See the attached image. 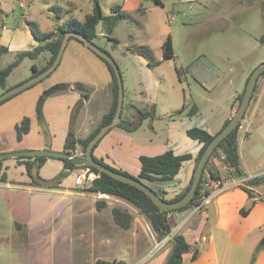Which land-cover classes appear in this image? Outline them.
Instances as JSON below:
<instances>
[{"label": "rangeland", "instance_id": "rangeland-1", "mask_svg": "<svg viewBox=\"0 0 264 264\" xmlns=\"http://www.w3.org/2000/svg\"><path fill=\"white\" fill-rule=\"evenodd\" d=\"M22 1L24 2V0H0V28L7 25L10 27L27 26L30 29L29 22H34L39 32L47 33L54 31L58 24H64L71 18L84 21L86 15L91 13L95 7L94 0H29L24 7L21 6ZM163 1L166 7L155 4L154 0H146L144 14H130L128 17L119 19L112 33L108 34L104 30V35H100L95 40L100 47L113 56L121 70L124 87L122 118L136 120L132 113L133 105L139 107L141 113L149 114L136 130L129 131L121 126H114L104 135L95 150L97 157L104 158L114 168L132 175H136V172L139 171V156L141 154H154L167 148L170 149L168 144L172 139L177 142V145H180L176 149L181 150V153L190 152V145L183 144L185 140L183 130L180 129L176 134L171 133L172 122L184 119L183 116L177 115L176 111L184 105L188 108L196 104L199 109L198 117L202 119L201 122L206 126L214 127V124L219 122L222 110H227L233 102L236 92L244 88L246 76H249L257 65L264 62V41L261 40V36L264 34V0H194L184 3H178L177 0ZM99 3L103 14L110 16L114 15L111 6L121 4L122 0H99ZM102 22L97 27L98 33L103 29ZM168 36L172 38L175 57L164 60L162 47ZM38 45H40L39 41ZM137 46L150 47L158 64L150 66L144 55L128 51L129 47ZM75 47L85 50L86 59L78 58L81 62H87L88 65H84V69H77L75 65L65 69L70 58L75 60L77 57L73 53ZM47 55L50 57L49 52L42 53L39 60L38 58H24L8 77V84L13 85L30 78L31 65L34 63L45 65L48 59ZM16 58L17 55L14 56V53H0V68H4ZM43 61L44 64H42ZM82 80H89L90 84H93L88 89L94 100L100 101L106 106L104 110L92 112L90 117L81 118L78 127L82 125V122H96L97 125L91 126V129L94 130L100 123L102 114L107 110L109 103L111 104L113 101L111 88L113 77L107 64L101 58L78 40L71 39L65 49L62 61L49 76L0 105V126L6 128L7 137L15 140L14 126L21 122L24 116H29L33 129L32 145L39 146L44 143L47 137H51L53 140L51 150L61 151L57 140L60 139L61 129L68 125L66 105L72 102L75 96L81 95V92L71 86L65 91L54 94V97L63 99L65 106L61 107L64 109L62 113L58 112L59 108H57V113L54 110L55 115L49 117L50 125L48 127L43 120L44 104L41 102V98L45 91L56 84L71 83L73 85L75 82H82ZM4 91L5 89L0 87V94ZM263 92L264 75L259 78L256 84L243 119L245 122L243 120L240 122L241 126L243 123V128L238 133L241 168L254 178L264 175ZM237 97L234 103L237 104L238 109L240 101ZM21 100H24L22 105ZM255 109H259L261 113L249 121L248 118ZM81 113L85 115L86 112L84 110ZM141 113L137 115L141 117ZM78 114L80 112L74 114L71 130L74 131L76 137H81L82 133H78V127H75ZM179 128L176 127L174 130L177 132ZM74 154L83 157L85 154L83 147L81 145L77 147ZM15 159L17 158H7L5 161L11 163ZM50 159L40 170V176L43 178H53L60 171L61 161L55 158ZM188 166V163L184 164L177 174L178 180L185 181ZM79 172L80 170L72 172L65 179L67 190L75 192L77 188H88L89 183H85L84 186L80 185V187L76 185L75 178ZM8 174L12 181L27 182L29 180L30 182L31 180L25 166L17 169L10 168ZM143 181L166 199H171L179 193L174 186H171L173 183L162 184L159 181L150 182L145 179ZM263 185L264 182L258 187H263ZM14 191L13 183L0 180V264H25L27 262L23 259V253L20 254L7 244L11 240L14 242L16 239L27 237L28 233L23 226H18L19 221L27 222L26 219L25 221L24 219L19 220L21 218L18 214L27 218L29 197L26 192ZM255 194L260 197L259 193ZM87 195L93 197L91 193H87ZM96 199L101 198L97 197ZM106 200L110 203L109 206H105L102 210L97 209L101 215L95 218V221L92 216H89L86 221L78 223H94L100 226L105 220L112 237L116 239L125 237L129 248H125L126 243L122 242L119 245L112 244L110 249H106L107 245L103 247L99 243L102 250L97 244V248L94 249L89 242L83 256L85 264H89L88 260H91L96 252L99 254L101 251L102 254L98 256L102 258L124 259L130 264L142 253L138 252L139 255L136 258L130 253L131 248L135 246L136 235H139L137 243L142 246L139 251L154 246L156 241H151L148 231L149 229L152 231L153 227L147 216L129 201L117 196L107 197ZM55 204L48 202L45 197H38L33 201L36 211L53 207ZM193 204L186 210H190ZM116 206L132 213L133 222L129 229H124L115 222L112 209ZM88 207L90 208L91 205ZM41 211L39 210L32 217L39 222L33 224V226L39 227L38 231L42 230L46 224H52L50 216L41 215ZM177 215V211L168 214L174 232L177 231L176 227L182 223L181 218L175 220ZM43 218L45 220H42ZM47 220L50 221L44 224ZM139 225H143V242L141 233L134 232ZM65 227L67 229L70 227L68 221L63 229ZM63 229H59L60 232L52 230L44 233L43 238L50 245V249L45 253L48 256L51 255L55 246H59L60 240L61 242L67 241V238L64 239V235H60ZM33 235L37 237L36 232ZM263 239L264 226L253 231L243 245L231 249L229 264H250L252 255L259 247L257 246L251 254L249 250L252 244H258ZM68 243L71 244H66L64 250L69 249L70 246L71 249L76 247L73 238ZM59 250L62 253L63 248ZM171 251L172 243H169L150 258L145 253L136 264H152L153 262L166 264ZM55 264L63 263L57 260ZM183 264H187V262H183Z\"/></svg>", "mask_w": 264, "mask_h": 264}, {"label": "crops", "instance_id": "crops-1", "mask_svg": "<svg viewBox=\"0 0 264 264\" xmlns=\"http://www.w3.org/2000/svg\"><path fill=\"white\" fill-rule=\"evenodd\" d=\"M27 1L29 0H24V2L22 1L21 6L24 7ZM145 1L146 0H122L121 4H115V5H120L121 6L120 10L123 12H127L129 15L130 14L134 15L137 13L144 14L146 12V7L144 6ZM154 1H155V4H161L162 6L166 7V4L164 3L163 0H159L160 2H157V0H154ZM177 1L178 3H184L187 1H194V0H177ZM48 5H51V4L48 3ZM115 5H112L111 9ZM122 18H125V17H122ZM102 28L103 29L99 33L97 31V34H98L97 38L100 35L101 36L104 35V30H105L104 25ZM70 41L71 40L68 41V44L70 43ZM37 45H38V40L34 37L31 30L27 26L10 27L7 25H3L0 28V53H7V54L14 53V56H16L17 51L31 50L37 47ZM3 48H6V49L2 50ZM129 48H128L129 52L136 54L132 52V50H130ZM84 51L85 50L81 49V47L80 48L75 47L73 50V53L77 55V57L75 58V60L73 58H70V60L66 63L65 69H69L73 67L74 65L76 66L77 69L79 68L84 69V65H86L87 62H84V61L81 62L78 58V57H82L86 59ZM64 53H63V56H64ZM48 56L49 55L46 56L48 58L47 61L50 58ZM63 56H62V59H63ZM40 57L41 55L38 57V60L40 59ZM162 57H163V47H162ZM34 64H36L38 67L44 66V65H39L37 63H34ZM42 64H44V61L42 62ZM8 77H7V87L20 83L18 82L16 84L10 85L8 84ZM247 78L248 76H246L244 82L247 80ZM82 83H84L87 87H90L93 85V84H90L89 80H82ZM245 83H244V88H245ZM111 88H112V82H111ZM244 88L241 91H237L236 94L233 96V102L231 103L230 107L227 110H224V111L222 110V113H220L219 122L214 124V127L206 126V124L201 122L202 119H199L198 113L194 116H187V112L190 109V107L187 108L186 105L182 107L183 111L181 113L179 114L176 113L179 116H183L184 119L181 118L180 121L172 122L171 133L176 134L178 133V131H180V129H182L184 132V139H185L183 141V144L190 145L191 147L189 150L190 152H184V153H192L193 155L192 159L184 162V164L186 163L189 164L188 168L186 169L187 178L185 179V181L182 182V179L178 180L177 179L178 175H177L175 178L176 179L175 183L171 185V186H174V188H176L179 191V193L180 191L182 192V190H184L190 183V180L193 176L195 164H196L195 157L198 155V153L200 152L203 146V143L199 142L198 140H194L190 138L187 135V130L194 126H198V127L206 129L212 135H215L224 126L226 120L230 119L234 115V113L237 111V104L234 103V101H235V98L239 94L242 93ZM54 94L48 95L43 102L44 104L43 105V120L45 121V124L47 125V127L50 125V123L48 122L49 117L54 116L55 111L57 113V108H59L58 112L62 113V111L64 110L63 108L65 106V104L63 103V99L54 97ZM263 98H264V94L262 95V99ZM80 100H82L83 105L80 110V114L76 116V124H75L76 128L79 126V122L81 118L85 119L86 116L90 117L92 112L94 113L96 111H101L102 109L103 110L106 109V106L102 104V102L94 100L90 92H89L88 98H85L80 94H78V96H75L74 100L66 105L67 114H68L67 115L68 125L66 126V128L61 129L60 139L57 140L61 151H67L66 150V138L71 131V127L73 126L72 121H73V117L75 116V115L73 116V110ZM23 102L24 100L20 101L21 105L23 104ZM111 104L109 103L107 110L102 114V118L104 114H106L109 111ZM88 108L90 111L88 110ZM132 108L134 109V111L132 110V113L136 117L135 122L138 123L140 120V117L138 115H140L141 110L139 107L135 105H133ZM84 110L86 112L85 115L81 113ZM198 112H199V109H198ZM260 113L261 112H259V109H255L253 113H251V116H249L248 118L249 121L256 118L258 115H260ZM90 120L92 121V119ZM243 122L245 121L243 120ZM94 125H97L96 122L95 123L94 122H90V123L82 122V125L78 127V130H79L78 133L80 132L82 133L81 137H76V136L75 137L76 138L87 137L93 131L91 129V126H94ZM176 127H180L179 130H177V132L174 130V128ZM242 128H243V123H242V126L239 128V130ZM5 130L6 128L4 126H0V152L16 151V150L51 149V146L53 143V140L51 139V137H47V138L45 137L46 140H44V143H42L39 146L32 145V140H33L32 121H31V129L29 133L25 134L21 141L17 140V138L14 140V139L7 137ZM73 134H74V131H73ZM247 134H249V132H247ZM169 145H170L169 148L172 149L176 154H179V153L182 154L181 150L176 149V147H180V145H177L176 141H173L172 139L171 142L168 144V146ZM79 146L80 145L78 144L77 147ZM98 146L95 148V150L98 148ZM95 150L93 154L95 157H97L95 155ZM166 150H168V148ZM166 150H163L159 153H162ZM159 153H154V154L145 153V154L155 155ZM99 159L104 160V158H99ZM50 160L51 159L48 158L45 164H47ZM105 162L109 164L107 161ZM22 166H25V165L20 164L19 160L17 159L12 161L11 163H7L4 160V170L7 173V182L13 183V188L15 190L14 192H26L29 197V204H28L29 212L27 214L28 215L27 218H25V216L23 217L21 214H18L19 218H21L19 220L24 219L25 221L26 219L27 221V222H23V221L18 222L19 223L18 226H21V227L23 226L26 232H28L27 237H22V239H16L14 240V242L11 240L7 243L8 246L12 247L15 251H18L20 254L23 253L24 255L23 259L27 261L25 262V264H55L57 260L63 264H85V260H84L85 257L83 256H84L85 249L87 248L89 242L90 244L93 245L94 249L97 248L96 247V244H97V246L102 250L99 243H101L103 247H105L104 245H107L106 249H110L112 244L119 245L122 242L126 243L125 248L126 247L129 248L127 246L128 243L126 242L125 237H120L117 239L112 237L111 233H109L110 231L109 226L108 224L105 223V220H103L100 226H97L94 223L93 224L78 223V222L86 221V219L89 218V216H92V218H94V221H95V218L101 215V212L98 211L96 208V202H97L96 198L99 197L101 199L106 200L107 197H110V195H107V194H98V193H94L90 191H79L78 189L80 188H77L75 192L67 190V187L65 185V179L72 172H77V170L79 169H75L71 171L70 174L61 183L60 188L50 189V188H43V187L35 186L31 183V180L30 182L29 180L27 182L10 180L9 174H8L9 169L10 168L17 169L18 167H22ZM63 167H64V164L61 161L59 164L60 171L57 174H59L63 170ZM218 168L221 171L222 177L229 176V174H227V171H228L227 168L222 163H218ZM140 170H141V162H140L139 171L136 172V175L139 174ZM242 170L245 172L246 176L250 175L244 169ZM90 185L91 184H89L88 187ZM77 186L80 187V185H77ZM251 188H253L252 193L254 195H256L255 193H259L260 197L256 195L255 204L253 205L251 211L246 216H243L240 213V210L241 208L249 206L253 198H250L249 195L240 187H233L225 191L224 193L219 195L217 198H215L204 210L193 215L187 221H185V218L188 216L189 210L177 211L178 215L175 218V220H177L178 218H181L183 222V223H180L181 226H180V230L178 231V233H182L186 237V239L192 244L193 248H198L200 250V255L195 260L192 259V252L186 253L184 255V263L187 262V264H229L231 249L236 246L243 245V243L246 241V238L249 237V235L253 231L261 229L262 226H264V185L263 187L255 186ZM87 193L93 194V197H89ZM38 197H45L48 202H51L52 204L54 203L56 204L53 207L37 209L36 211L33 206V201L35 200V198H38ZM109 204L110 203L107 201V206H109ZM89 205H91L90 208L88 207ZM39 210H42L40 212L41 215L43 216L49 215L50 216L49 219L52 221V224H48V225L46 223L50 220L45 221L44 224H46V226L40 231H38L39 229L38 226H33V224H37L39 222L37 221V219L32 218ZM42 220H45V219L43 218ZM67 221L70 227L68 229L66 227L65 229H63ZM107 221H110V220L107 219ZM59 229L61 230L63 229V232L60 235H64V239L67 238V241L63 240L61 242L60 240L59 246L58 247L55 246L53 248V251L51 253L52 256L51 255L48 256L45 253L48 249H50V245H49V242L45 240V238H43L45 235L44 233L50 232L52 230L59 231ZM100 229L101 231H99ZM19 231H20V228H19ZM148 231H149V236L152 242H155L159 239L157 233L154 231L153 228H152V231L150 229ZM34 232L37 233V237L33 235ZM134 232L136 234L141 233L140 236L143 242L144 240V237L142 234L143 225L137 226ZM138 236L139 235H136L135 237L136 243H135L134 248H131L130 253L132 254L134 258H136L137 255H139L141 252L142 253L137 257V259L134 262L130 264H136L137 262H139L141 260V257H143L145 253H148L152 247L151 246L148 249L145 248L139 251L142 246L137 243ZM71 238H73V242L75 243L76 247H74V249H71V246H70L69 249L64 250L66 244L68 245L71 244V243H68L69 240H71ZM253 245L254 244H252V247L249 250L251 254L253 253V250L257 248V246L262 245V248L257 254L255 264H264V243L259 242L258 244H255L254 246ZM60 248H63L62 253L59 250ZM101 254H102V251L99 252V254H97L96 252V254L92 257V259L88 260V262L90 261L89 264H94V262L97 259H106V258H102L101 256H98ZM106 260H110V259H106ZM113 260H124V259L114 258ZM113 260H110V261H113ZM124 261L126 262V264H128L126 260ZM152 264H155V262H153Z\"/></svg>", "mask_w": 264, "mask_h": 264}, {"label": "trees", "instance_id": "trees-1", "mask_svg": "<svg viewBox=\"0 0 264 264\" xmlns=\"http://www.w3.org/2000/svg\"><path fill=\"white\" fill-rule=\"evenodd\" d=\"M94 2H95V7L93 11L86 15L84 21H80L77 18H71L67 20L64 24H58L57 28L51 32L41 33L36 29V26H37L36 23L29 22L31 32L34 35V37L40 42V45H38L37 47L31 50L19 51L17 53V58L13 62L9 63L4 68H0V87L7 90L14 86L13 85V86L7 87V77L12 73V71L17 66H19L22 60L26 57H30L31 59H36L44 52L50 53V58L44 66L38 67L36 64L32 65L31 67L32 74L30 77L37 75L38 73L46 69L48 66H50L52 62L54 61L60 49L64 35L68 31H78L82 33L84 36H86L88 39L95 42L98 36L97 25L101 21H103L105 31L108 34H110L113 32L114 27L117 25V22L120 18L129 16L127 12H123L120 10L121 9L120 5H115L112 7L113 13H115L114 15L105 16L100 7L99 0H94ZM157 2H160V1L157 0ZM71 39H76L82 44H84L83 41H81L77 37L72 36L69 40ZM261 40L264 41V34L261 36ZM5 49L6 48H3L2 50H5ZM129 49L132 50V52L136 54L144 55L148 59L150 66H155L158 64V62L154 59V56H153V53L150 47L137 46V47H133ZM174 56H175V52H174L172 38L171 36H168V38L165 40L163 44V58L164 60H169V59L174 58ZM98 57L101 58L107 64L112 74L113 101H112L109 111L106 114H104L99 125L87 137L76 138L75 135L73 134V131L72 130L70 131L69 135L66 138V150L69 153L74 154V151L77 149L78 144L83 147V150L85 152L89 141L96 135V133L100 130L102 126L110 123L113 120L115 112H116L117 103H118V81H117V78H116V75H115V72L112 66L102 57L100 56ZM262 75H264V72L261 74V76ZM249 77L250 75L248 76L246 80L245 87L247 85ZM71 86L78 89L81 92V95L83 97L85 98L89 97L90 91L88 87L82 82H75L73 85L70 83H59L53 86L52 88H50L49 90L45 91L43 97L41 98V102L43 103L45 98L48 95L54 94L56 92L65 91ZM244 91H245V88L242 91V93L238 95L237 97L238 101H241ZM10 98L2 101L0 105L3 104L5 101L9 100ZM82 105H83L82 100H80L73 110V116L75 113L80 112ZM182 111H183V108L177 111L176 113L179 114ZM197 113H198V106L196 104H193L188 110L187 116H194ZM141 114L142 116L140 117V120L138 123H136L135 120H125L122 118V121L120 122L118 126H121L129 131L136 130L140 126L142 120L149 116L148 113L146 114L141 113ZM228 121L229 119L226 120L225 124H227ZM240 126H241V123H239L238 127L234 131H232L223 141H221L218 147H216V149L214 150V152L212 153L210 159L208 160L206 164L203 177H206L207 174H209V176H211L214 179H220L222 176H221V171L218 168V163H222L227 168L228 170L227 174L229 175L231 174L246 175L245 172L241 168V159L238 153V133H239ZM30 129H31V118L29 116H24L21 122L15 125L17 140L21 141L23 139V136L29 133ZM187 135L190 138L194 140H198L199 142L203 143V146L200 152L195 157L196 164H197L204 150L206 149L207 145L213 139L214 135L209 133L206 129L198 127V126L189 128L187 130ZM99 143L100 141L95 145L93 149V153H94L95 148L99 145ZM48 158H54V157L22 156V157H17V160H19L20 164L25 165L27 174L31 177V183L33 185L43 187V188H50V189L60 188L61 183L70 174L71 171L87 166V165L77 166L74 164V162L71 159L57 158L63 162L64 164L63 170L59 174L54 176L53 178H43L40 176L39 171L43 167V165L45 164ZM192 158H193L192 153L176 154L172 149H168L162 153L155 154V155L142 154L139 156V160L141 162V170L138 175H132L126 171H122V170L114 168L113 166L107 164L103 159H99L95 157V159H97L98 161L106 164L107 166L115 170L121 171L128 175H132L141 180L145 179L150 182L159 181L162 184L174 183L176 181L175 178L177 174L179 173L180 169L182 168L184 162ZM4 160L0 159V180L1 181L7 180V173L4 170ZM90 167L94 171L100 173V176L94 179L92 184L87 189L94 191L98 194H107L110 196H117V197L123 198L129 201L130 203H132L142 213H144L147 216L154 231L157 233L159 239L163 238L164 236H166L168 233L172 231V226L168 218V214L172 211L161 212L159 208L157 207V205L153 202V200L146 193H144L137 187L124 183L122 181H119L113 178L112 176L104 172H101L92 166ZM192 178L188 186L182 192L176 194L173 198L168 199V200L173 201V200H178L182 198L186 194V192L189 190L191 183H192ZM262 182H264V175L252 178L248 182V186L241 187L243 190L247 192L250 198H253L249 206L241 208L240 213L243 216H246L251 211L253 205L255 204L256 195L252 193L253 188L251 187L258 186ZM201 186H202V180L197 188L196 194L194 198L192 199V201L187 206L182 207L178 210H173V211H184L189 206H191V204L195 202L200 192ZM159 195L161 194L159 193ZM162 197L166 199L164 196ZM105 206H107V201L105 199L97 200L96 208L98 210H102ZM112 214H113V218L115 222L120 227L124 229H129L131 227L132 222H133L132 213H130L126 209L116 206V207H113ZM261 248H262V245H260L257 248L255 254L253 255L251 259L250 264H255L257 254ZM189 252H192L193 260L197 259L200 255V250L198 248H193L192 244L186 239V237L182 233H177L172 240V251L167 259L166 264H183L184 255ZM94 264H126V262L124 260L110 261L106 259H97L94 262Z\"/></svg>", "mask_w": 264, "mask_h": 264}, {"label": "water", "instance_id": "water-1", "mask_svg": "<svg viewBox=\"0 0 264 264\" xmlns=\"http://www.w3.org/2000/svg\"><path fill=\"white\" fill-rule=\"evenodd\" d=\"M72 36L79 38L81 41H83L85 46L90 48L98 56L105 59L112 66L115 72V75L118 81V103H117V108H116V112H115L113 120L110 123L102 126L100 130L96 133V135L89 141L83 157L77 156L67 151H56V150H51V149H35V150L3 151V152H0V159L4 160L7 158H17V157H22V156H33V157L46 156V157H54V158L71 159L74 162V164L77 166H83V165L92 166L98 169L99 171L104 172L119 181H122L124 183L137 187L138 189L146 193L153 200V202L157 205V207L159 208L161 212L178 210L182 207L187 206L192 201V199L194 198L196 194L197 188L203 177L206 164L208 160L210 159L212 153L214 152L216 147H218L221 141H223L232 131H234L238 127L239 123L244 119L246 111L250 104L251 98L253 96L256 84L258 82V79L261 76V74L264 72V62L257 65L251 72L237 111L229 119L228 123L225 124L214 135L213 139L209 142L206 149L204 150L202 156L200 157L199 161L196 164V167H195V170L192 176L193 177L192 183H191L189 190L186 192V194L182 198L178 200L170 201L168 199H164L161 195H159V193L155 189L150 187L143 180L137 177H134L132 175L125 174L121 171L115 170L107 166L106 164L98 161L97 159H95L94 154H93V149L95 145L99 141H101L104 135L108 133V131L111 128L119 125L120 122L122 121V111H123V103H124V87H123V79H122L121 70L116 60L113 58V56L108 51L100 47L96 42L88 39L82 33L78 31H68L63 37L60 49L54 61L52 62V64L48 66L46 69H44L43 71H41L40 73H38L37 75L32 76L14 85L13 87L5 90L2 94H0V103L20 93L21 91L33 86L35 83L41 81L45 77L49 76L58 67L59 63L61 62L63 53L67 47L68 41ZM78 190L94 192V191H91L89 189H84V188H80ZM262 242L264 243V239Z\"/></svg>", "mask_w": 264, "mask_h": 264}, {"label": "built area", "instance_id": "built-area-1", "mask_svg": "<svg viewBox=\"0 0 264 264\" xmlns=\"http://www.w3.org/2000/svg\"><path fill=\"white\" fill-rule=\"evenodd\" d=\"M241 127V126H240ZM80 172L76 176V184L84 186L85 183L92 184L94 179L100 176V173L94 171L90 166H85L79 169ZM254 177L246 175H229L226 177H221L220 179H214L209 174L206 177H202V186L200 192L193 204V207L189 210L188 216L185 221L190 219L193 215L204 210L215 198L224 193L225 191L240 186H247L248 182ZM184 221V222H185ZM183 223V222H182ZM180 226H177V231H171L166 236L158 239L154 246L150 249L148 257H152L158 253L167 244L172 243L174 236L180 230Z\"/></svg>", "mask_w": 264, "mask_h": 264}]
</instances>
